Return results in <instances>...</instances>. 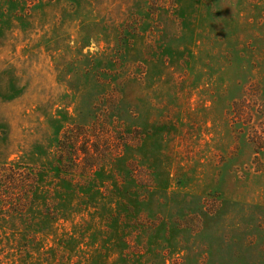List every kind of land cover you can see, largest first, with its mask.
Instances as JSON below:
<instances>
[{
  "label": "rangeland",
  "instance_id": "rangeland-1",
  "mask_svg": "<svg viewBox=\"0 0 264 264\" xmlns=\"http://www.w3.org/2000/svg\"><path fill=\"white\" fill-rule=\"evenodd\" d=\"M0 264H264V0H0Z\"/></svg>",
  "mask_w": 264,
  "mask_h": 264
}]
</instances>
